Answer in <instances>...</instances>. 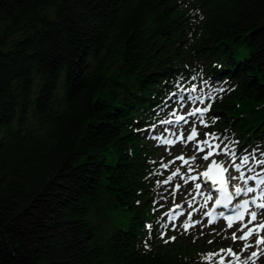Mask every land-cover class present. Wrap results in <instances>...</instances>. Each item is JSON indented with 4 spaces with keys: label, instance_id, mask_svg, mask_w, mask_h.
I'll return each instance as SVG.
<instances>
[{
    "label": "trees",
    "instance_id": "obj_1",
    "mask_svg": "<svg viewBox=\"0 0 264 264\" xmlns=\"http://www.w3.org/2000/svg\"><path fill=\"white\" fill-rule=\"evenodd\" d=\"M202 80L262 155L264 0H0V264H193L156 235L144 127Z\"/></svg>",
    "mask_w": 264,
    "mask_h": 264
},
{
    "label": "rangeland",
    "instance_id": "obj_2",
    "mask_svg": "<svg viewBox=\"0 0 264 264\" xmlns=\"http://www.w3.org/2000/svg\"><path fill=\"white\" fill-rule=\"evenodd\" d=\"M221 85H212V84H207L204 87H199L191 90V88H186L182 87L181 89L184 90V92H179L178 94L174 95V98L171 100H168V103L171 101L174 102V106H172L170 109L166 110L165 112L162 113V110L160 109L158 112V117L161 120L158 124L156 125H151L148 128L147 134L148 138L152 144V147L154 149V157L156 160V165H158L159 168V174L158 176L160 177L159 180L155 182V194H154V201H153V206L154 209L153 211L158 213L157 217V223L159 221V227H160V238L162 239V242L164 243V247L167 249H172L174 251H178L182 249L188 254H191L193 256L195 254V257H192V261L194 260L193 264H219V256L212 255L209 258V254H216L219 253V250L221 249H229L231 248L233 252L237 253L236 257L230 256L227 251L219 253L220 256H223L225 258V262L227 264V261H231V264H244L246 261V257L241 256L242 253L247 254L248 250L242 251L244 244L246 242H241L240 240H237L234 242L232 239V234L234 231L233 229H228L223 227L222 225H213V226H208L206 223L199 224V225H194L190 229H185L182 227V225L185 223V220H189L187 216L184 218L183 221H177V222H172L169 223L168 221V216L169 213L175 212V204L179 203L182 204L185 209L190 207L189 205V197L183 195L182 191L184 190L185 186V179H183L184 176L180 172L176 175L173 176L168 183H164V181L168 180V177L172 175L173 172L176 171V169H173V167L178 166V163H170L166 162L167 157L170 156L172 153L171 150H169V147H165L164 144L162 143V138L164 136H167L168 133L166 131L169 128H172L174 124L173 119L175 118L176 114H179V112H183L185 116L190 112L192 109L193 103L196 102L197 106H206L208 107V103L203 100V96H213L216 94L219 90H221L225 85L223 83H219ZM189 96L190 101L188 102L189 104L185 105L186 103L181 102V106L183 108L179 107V102L177 101V98L179 96ZM193 96H198V99H193ZM208 121L211 122L213 114L208 113L207 116ZM162 121H169V123H162ZM167 125V126H166ZM203 130V127H202ZM217 135H221L224 133L216 132L214 131ZM230 135V134H229ZM231 136V135H230ZM159 138V139H157ZM195 146L197 143L195 142ZM245 144H239L237 147L239 149H244ZM183 151L188 150V149H193V152H197L196 148L194 149L192 147V144L188 145H182L180 146ZM223 147V145H222ZM249 150H252V147L247 148ZM179 151H175L174 153H178ZM203 156L200 154L198 160L194 162V166H196L198 171H202L203 168L207 166V161H205ZM227 164H229V157ZM257 159L261 158L260 156L257 157ZM222 160V159H221ZM220 161V160H219ZM162 164H167L168 166L162 167ZM192 165L188 164L187 168ZM230 165V164H229ZM263 165L255 164L254 162H250V165L248 167H252L255 169L254 172H252L255 175L264 176V169L262 168ZM231 167V166H230ZM180 168V167H179ZM235 169L234 167L230 168V171H233ZM246 169V168H245ZM181 170V168H180ZM243 169H241L242 171ZM185 171L188 172L185 168ZM167 174V176H166ZM179 182L182 186L177 189L176 185ZM194 186L192 187L191 192H193ZM164 212V213H163ZM163 213V214H162ZM156 223V224H157ZM166 230V232H164ZM162 232H164L162 235ZM175 236V240L169 239L170 237ZM167 241V242H165ZM211 241V243H210ZM179 245V246H178ZM264 260V255H261L260 258L257 261L252 262V264H261Z\"/></svg>",
    "mask_w": 264,
    "mask_h": 264
},
{
    "label": "snow or ice",
    "instance_id": "obj_3",
    "mask_svg": "<svg viewBox=\"0 0 264 264\" xmlns=\"http://www.w3.org/2000/svg\"><path fill=\"white\" fill-rule=\"evenodd\" d=\"M211 105L204 109L197 108L191 115H195L196 113H200L201 116H203L204 113H207L210 111ZM178 120L184 119V117H177ZM218 120V117H212L211 123L215 124ZM162 123H169V121H162ZM201 123H204L203 119L201 120ZM207 126V125H205ZM199 133L197 132L196 127H192L190 134L187 135L186 140L192 141L194 140ZM205 139L202 141H197L196 145V151L199 153H205V149L207 148V152L205 155H203V159L207 161L210 156L212 155H226L229 157V164L231 167H234L235 170L239 173L238 176L231 177L232 180H243L245 184L248 183L249 180H254L258 185H264V176L257 177L254 175H248L245 176L244 171H241V169L246 168L248 172H254L255 169L252 167H248L250 165V162H254L255 164L264 165V159H257L256 158V150H249L247 148L239 149L237 146L239 145V141L233 139L227 134V130L224 134L217 135L216 133H204ZM159 139V138H157ZM218 141V142H215ZM165 144H173L174 141L172 140H163L162 141ZM215 142V143H214ZM223 145V147H222ZM264 155V153H262ZM177 160L184 161L185 164H188L189 160L195 161L196 156H191L188 159H185L183 155L176 157ZM238 161V162H237ZM162 167H167V164H162ZM215 170V171H214ZM189 171H195L193 168H189ZM180 172V169H176L175 172L172 173L171 176L168 177V180L164 181V183H168L172 179L173 176H176ZM228 172V168L224 167L223 162H217L213 160L211 164H209L207 170H205L202 175L203 177L211 180L212 185L215 186L217 184V181L219 180V194L220 198L215 200L216 205H223L227 207L232 199H233V193L228 190V181L225 179V173ZM197 176H189L187 179H185V184L188 183V180H196ZM176 188L179 189L180 185L177 184ZM201 188V184L197 183L195 184V189L199 190ZM248 192L252 193L255 191L253 187H247L246 189L241 186H235L234 193L235 195H239L241 192ZM212 197L209 196L206 199H211ZM195 199V197H193ZM254 204H256L255 200L252 201ZM249 201L244 200L242 205H237V208L243 207L245 211H238L234 216H227L224 217V213L221 212L219 215L221 217H224L227 221V227L232 228L234 223L237 221L243 222L245 219V212L248 210ZM190 206V205H189ZM256 208L259 211H251L248 213L250 219H248L247 223H243V226L238 229L242 233L239 237L236 235L235 232L232 234V239L240 240V241H248L250 237L253 235H256L255 244L251 243H245L242 251H246L249 248L256 247V251H252L250 256L247 257V261L244 262V264H248V261H253L254 258H258L261 255H264V250H261L258 246L264 244V235H259L260 232L264 231V222H260L254 225V227H249V224H252L254 221L257 220L258 215H264V203H258L256 204ZM195 210V209H194ZM189 218H191V213H188ZM205 215L211 216L212 213L208 212L205 213ZM212 220H209V223H212ZM193 223H199L198 221ZM193 226V224L184 223L182 227L187 231L189 227ZM151 227V226H148ZM246 229V230H245ZM169 239L175 240L176 237H170ZM167 242V241H165ZM211 243V241H210ZM230 256L236 257L237 253L233 252L231 248L225 250L221 249L219 250V253L225 252ZM219 253L216 254H209V258L212 255L219 256V264H226L225 258L223 256H220ZM227 264H231V261H227Z\"/></svg>",
    "mask_w": 264,
    "mask_h": 264
},
{
    "label": "bare ground",
    "instance_id": "obj_4",
    "mask_svg": "<svg viewBox=\"0 0 264 264\" xmlns=\"http://www.w3.org/2000/svg\"><path fill=\"white\" fill-rule=\"evenodd\" d=\"M204 172V170L202 171V173ZM203 177V176H202ZM205 186H207V185H205Z\"/></svg>",
    "mask_w": 264,
    "mask_h": 264
}]
</instances>
